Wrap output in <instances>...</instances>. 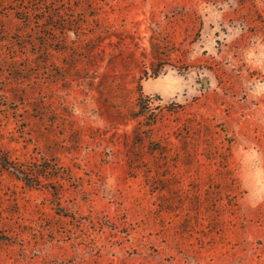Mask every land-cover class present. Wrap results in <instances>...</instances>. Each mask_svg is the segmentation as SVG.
I'll list each match as a JSON object with an SVG mask.
<instances>
[{
    "label": "rangeland",
    "instance_id": "1",
    "mask_svg": "<svg viewBox=\"0 0 264 264\" xmlns=\"http://www.w3.org/2000/svg\"><path fill=\"white\" fill-rule=\"evenodd\" d=\"M65 2L0 10V149L52 167L0 163V264H264V0Z\"/></svg>",
    "mask_w": 264,
    "mask_h": 264
},
{
    "label": "trees",
    "instance_id": "2",
    "mask_svg": "<svg viewBox=\"0 0 264 264\" xmlns=\"http://www.w3.org/2000/svg\"><path fill=\"white\" fill-rule=\"evenodd\" d=\"M0 0V10H15L16 16L27 22H34L37 27L56 31L57 29H69L70 14L67 11L65 0H12L13 7L5 6ZM69 22V23H68ZM158 74L156 73L155 76ZM0 163L4 169H8L22 178L27 185L36 187L42 183L43 177H48V172L52 169L49 162L37 163L36 169L19 163L9 156L8 153L0 149Z\"/></svg>",
    "mask_w": 264,
    "mask_h": 264
},
{
    "label": "water",
    "instance_id": "3",
    "mask_svg": "<svg viewBox=\"0 0 264 264\" xmlns=\"http://www.w3.org/2000/svg\"><path fill=\"white\" fill-rule=\"evenodd\" d=\"M204 83H208V80H205Z\"/></svg>",
    "mask_w": 264,
    "mask_h": 264
}]
</instances>
